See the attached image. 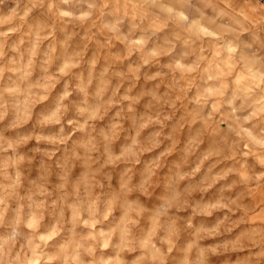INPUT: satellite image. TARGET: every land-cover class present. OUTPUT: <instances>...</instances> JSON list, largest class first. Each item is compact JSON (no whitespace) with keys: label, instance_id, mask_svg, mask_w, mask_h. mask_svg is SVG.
Masks as SVG:
<instances>
[{"label":"clouds","instance_id":"clouds-1","mask_svg":"<svg viewBox=\"0 0 264 264\" xmlns=\"http://www.w3.org/2000/svg\"><path fill=\"white\" fill-rule=\"evenodd\" d=\"M0 264H264V0H0Z\"/></svg>","mask_w":264,"mask_h":264}]
</instances>
